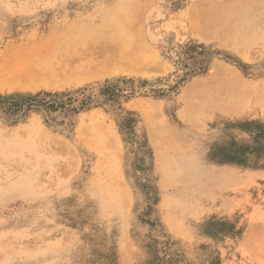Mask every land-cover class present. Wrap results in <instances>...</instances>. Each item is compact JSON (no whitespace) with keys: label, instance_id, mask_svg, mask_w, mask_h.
<instances>
[{"label":"rangeland","instance_id":"1","mask_svg":"<svg viewBox=\"0 0 264 264\" xmlns=\"http://www.w3.org/2000/svg\"><path fill=\"white\" fill-rule=\"evenodd\" d=\"M24 50L55 72L0 81V102L90 103L0 106V264H144L164 242L171 264H264V167L208 157L264 125L263 0H0V64Z\"/></svg>","mask_w":264,"mask_h":264},{"label":"trees","instance_id":"2","mask_svg":"<svg viewBox=\"0 0 264 264\" xmlns=\"http://www.w3.org/2000/svg\"><path fill=\"white\" fill-rule=\"evenodd\" d=\"M107 93L112 92V88L109 87L106 90ZM75 92H64L55 95H45L44 97H51L56 101H46V99H40L41 95L30 97H18L7 96L0 102L1 108L5 111V115L11 116L16 113L29 112L33 108H47V109H66L68 111L77 112L84 110L90 103V98L86 97L83 92H79V95L83 96V99L79 101L80 107H74L72 103L76 102L73 95H77ZM65 98L69 103H57V100ZM54 104H51V103ZM229 128L246 133L249 137L247 144L239 143L236 139L231 138L225 141L223 144L217 145L212 148L209 153V160L221 164H238L251 166L253 164L264 167V125L254 122L247 123H234L229 124ZM258 162V163H256ZM172 244L164 242L163 255L158 256L153 254L157 252L152 246L149 248L152 252L146 255L144 264H171L172 261Z\"/></svg>","mask_w":264,"mask_h":264},{"label":"bare ground","instance_id":"3","mask_svg":"<svg viewBox=\"0 0 264 264\" xmlns=\"http://www.w3.org/2000/svg\"><path fill=\"white\" fill-rule=\"evenodd\" d=\"M240 1H241V0H240ZM251 1H252V0H251ZM263 1H264V0H263ZM231 2H232V1H231ZM233 2H234V1H233ZM236 3H237V0H236ZM243 3H244V2H243ZM255 3H256V2H255ZM227 4H228V3H227ZM232 4H233V3H232ZM232 4H231V6H234V5H232ZM238 4H239V3H238ZM244 4H245V3H244ZM247 4H248V3H247ZM249 4H250V3H249ZM252 4H253V3H252ZM239 5H240V4H239ZM131 6H133V5H131ZM223 6H224V5H223ZM243 6H244V5H243ZM225 7H226V6H225ZM126 8H128V7H126ZM223 8H224V7H223ZM223 8H222V9H223ZM242 8H243V7H242ZM244 8H245V7H244ZM204 9H205V8H204ZM124 10H126V9H124ZM231 10H232V8H231ZM243 10H244V9H243ZM129 11H130V10H129ZM129 11H128V12H129ZM231 12H232V11H231ZM237 12H238V11H237ZM123 13H125V12H123ZM214 13H215V12H214ZM232 13H233V12H232ZM239 13H240V9H239ZM128 14H129V13H128ZM128 14H127V15H128ZM209 14H210V13H209ZM127 15L123 16V18H124V17H125V18H126V17L131 18V16L129 17V16H127ZM229 15H230V14H229ZM229 15H228V16H229ZM121 18H122V14H121ZM123 18L121 19L122 21H121V20H120V21L123 22V23H125L124 20H123ZM125 18H124V19H125ZM128 18H126L125 21H126ZM133 18H134V17H133ZM228 18H229V17H228ZM231 19H232V18H231ZM243 19H244V18H243ZM238 20H239V19H238ZM244 20H245V19H244ZM225 21H226V20H225ZM240 21H241V19L239 20V22H240ZM246 21H247V20H246ZM246 21H245V22H246ZM121 22H119V20H118V22H116L117 24H118V23L121 24L120 31H121V30L124 31V29H126L127 31H129V30H128V27L126 26V25H128V24H127L128 21H126V23L124 24L125 26H124L123 23H121ZM129 22H133V20L130 21V19H129ZM129 22H128V23H129ZM243 22H244V21H243ZM133 23H134V22H133ZM246 23H247V22H246ZM218 24H219V22H218ZM221 24H222V23H221ZM223 24H224V26H225V24L228 25L227 22H226V23L223 22ZM244 24H245V23H244ZM129 25H131V24H129ZM216 25H217V24H216ZM219 25H220V24H219ZM219 25H218V26H219ZM239 25H240V24H239ZM242 25H243V24H242ZM102 26H103V25H102ZM135 26H136V25H134L133 27H135ZM218 26H216L215 28H218ZM224 26L222 25V27H221V26H220V27L223 28ZM228 26H229V25H228ZM228 26H227V27H228ZM122 27H123V28H122ZM130 27H131V26H130ZM239 27H240V26H239ZM115 28H116V27H115ZM115 28H114V29H115ZM225 28H226V27H225ZM79 29H80V28H79ZM103 29H104V28H103ZM116 29H117V28H116ZM132 29H133V28H132ZM207 29H209V28H207ZM219 29H220V28H219ZM223 29H224V28H223ZM226 29H227V28H226ZM229 29H230V27H229ZM236 29H237V28H236ZM201 30H202V29H201ZM212 30H214V29H212ZM82 31L84 32L83 29H82ZM93 31H95V30L93 29ZM99 31H101V30L98 29V32H99ZM103 31H104V30H103ZM120 31H119V32H120ZM123 31H122V33L124 34ZM203 31H206V30H203ZM214 31H215V30H214ZM214 31H213V32H214ZM219 31H220V30H219ZM219 31L217 30L216 32H219ZM227 31H228V30H227ZM79 32H80V31H79ZM91 32H92V31H90V33H91ZM96 32H97V29H96ZM96 32H92V33H96ZM98 32H97V33H98ZM129 32H130V31H129ZM129 32H126L125 34H127V35L129 36ZM208 32H209V31H208ZM221 32H222V31H221ZM75 33H76V32H75ZM84 33H85V32H84ZM86 33H87V32H86ZM90 33H88V34H86V35H87V36H88V35L90 36ZM100 33H102V32H100ZM122 33H121V34H122ZM214 33H215V32H214ZM226 33H227V32H226ZM233 33H234V32H233ZM80 34H81V32H80ZM125 34H124L125 37H123V38H124L123 41H125V39L127 38V36H126ZM130 34H131V32H130ZM132 34H133V33H132ZM134 34H135V33H134ZM201 34H202V33H201ZM222 34H223V33H222ZM224 34H225V32H224ZM75 35H76V34H75ZM86 35L83 34V36L85 37V39H86L87 42H88V40H89L90 38H89V37H86ZM93 35H94V34H93ZM95 35H96V34H95ZM202 35H203V34H202ZM61 36H62V35H61ZM61 36H60V37H61ZM67 36H68V34H67ZM117 36H118V35H117ZM117 36H116V35L114 36V37H116V41H117ZM130 36H131V35H130ZM130 36H129V37H130ZM207 36H208V35H206V37H207ZM239 36H240V35H239ZM69 37H70V36H69ZM74 37H75V36H74ZM114 37H113V40H115ZM119 37H120V35H119ZM119 37H118V39H120ZM129 37H128V38H129ZM241 37H242V36H241ZM55 38H56V37H55ZM64 38H65V37H64ZM64 38H63V39H64ZM217 38H218V37H217ZM217 38H216V39H217ZM242 38H243V37H242ZM60 39H61V38H60ZM67 39H68V38H67ZM76 39H77V37H76ZM133 39H134V38H133ZM133 39L130 38L131 41H129V42H131V44H129V42L127 43V41H128L129 39L126 41V43L128 44L127 46H131V48L133 47V45H132V44H133L132 42L134 41ZM212 39H214V38H212ZM228 39H229V38H228ZM61 40H62V39H61ZM80 40H81V39H80ZM92 40H94V37H93ZM110 40H111V39H110ZM59 41H60V40H59ZM65 41H66V39H65ZM121 41H122V40H120V42H121ZM123 41H122V42H123ZM66 42H68V41H66ZM79 42H80V41H79ZM112 42H113V41H112ZM114 42H115V41H114ZM135 42H136V41H135ZM60 43H61V42H60ZM116 43H119V42H115V45H116ZM87 44H89V43H87ZM119 44H120V43H119ZM119 44H117V45H119ZM123 44H125V43H123ZM138 44H139V43H138ZM138 44L136 43V45H134V46L137 47ZM77 45H78V44H77ZM113 45H114V43H113ZM115 45H114V46H115ZM117 45H116V46H117ZM119 46H120V45H119ZM122 46H124V45H122ZM107 47H108V46H107ZM120 47H121V46H120ZM120 47H119V48H120ZM19 48H20V47H19ZM54 48H55V47H54ZM112 48H113V47H112ZM119 48H118V51H115V50H116V47H114V49H112V50H114L115 53H116V52H119L120 50H122V48H124V47H121L120 50H119ZM131 48H130V50H131ZM139 48H140V47H139ZM139 48H137V49H139ZM143 48H145V47H143ZM143 48H142V49H143ZM15 49H17V48H15ZM22 49H23V48H22ZM30 49H31V48H29V50H30ZM45 49H47V48H45ZM50 49H51V48H50ZM133 49H135L134 51L137 50V49L134 48V47L132 48V50H133ZM54 50H55V49H54ZM130 50H129V51H130ZM132 50H131L130 52L128 51L129 54H133V53L136 54V53H138V51H139L140 49L137 50L136 52H134V51H132ZM11 51H12V50H11ZM21 51H22V50H21ZM24 51H25V50H24ZM109 51H110V49L107 50V52H109ZM124 51H125V48H124ZM124 51H123V52H124ZM142 51H143V50H142ZM142 51L140 50V51H139L140 54H139V53H138V54L141 55ZM22 52H23V51H22ZM25 52H26V51H25ZM25 52H24V54H22V55H21V53H20V57H19L18 55H17L18 57L15 55L16 60H12V59L10 58L12 61L9 59V60H10L9 62H11V63H8V62L5 63L6 65H8V67H7L6 65L3 66V65L0 64V65H1L0 68L3 66V68L7 67V69L9 70V71H8V74H6L7 77H4L3 79L0 78V79H1L0 81L4 80L3 83L1 82V83H2L1 85H2V86H5V85H6V86L9 88V86H10L11 84H14V83L18 84V83L21 81L20 79H23V78H26V77H27L28 79L34 80V81L37 83V85H38V82H40V81H46V82H47V81H50V80H51L50 78L53 76V74H54L55 71L53 70V68H52V69H50V68H46L45 65H46V63L49 62L48 60L45 59V58L47 57V55H46V56L44 57V59H43L44 61H47V62H44L43 60L41 61V58H42L41 55L43 54V52H42V54H41V53H37V50H36V52H35V50L32 51V52H29V51H27L26 53H25ZM107 52H106V54H107ZM128 52H126V53L128 54ZM45 53H46V52H45ZM14 54H15V53H14ZM39 54H40V56H39ZM46 54H47V53H46ZM111 54H112V53H111ZM111 54H108V55H111ZM113 54H114V53H113ZM120 54L123 55V53H120ZM138 54H137V55H138ZM142 54H143V53H142ZM144 54H145V53H144ZM144 54H143V55H144ZM11 55H12V54H11ZM43 55H44V54H43ZM125 55H126V54H125ZM133 55H134V54H133ZM139 55H138V56H139ZM146 55H147V52H146V54L144 55L145 58H146ZM149 55H150V54H149ZM147 56H148V55H147ZM13 57H14V55H13ZM13 57H12V58H13ZM40 57H41V58H40ZM111 57H112V56H111ZM130 57H131V55H130ZM130 57H129V58H130ZM132 57H133V56H132ZM148 57H149V56H148ZM148 57H147V58H148ZM150 57L152 58V56H150ZM150 57H149V60L151 61V58H150ZM5 58H6V57H5ZM48 58H49V57H48ZM50 58H51V57H50ZM125 58H128L127 55L125 56ZM138 58H139V57H137V59H138ZM52 59L54 60V56H53V55H52ZM105 59H107V58H105ZM108 59H109V58H108ZM118 59H119V60H120V59L123 60V58H120L119 56H118ZM113 60H114V59H113ZM119 60H118V62H127V61H128V60H127V61H124V60H123V61H119ZM130 60H131V59H129V63L132 64V62H131ZM134 60H135V59H134ZM134 60H133V61H134ZM142 60H144V62H145V59H143V57H142ZM142 60H141V61H142ZM116 61H117V60H116ZM138 61H139V60H136V61L133 62V63H136V64H137ZM146 61H147V60H146ZM4 62H5V61H4ZM104 62L106 63V61H104ZM107 62H108V61H107ZM142 62H143V61H142ZM108 63H112V62H108ZM3 64H4V63H3ZM49 64H50V63H49ZM138 64H139V62H138ZM105 65H108V64L106 63ZM105 65H103V66H105ZM132 65H133V64H132ZM141 65H142V63H141ZM51 67H52V66H51ZM137 67H138V66H137ZM1 72H2V71H1ZM1 72H0V73H1ZM35 72H36V73H35ZM39 72H40V73H39ZM226 72H227V71H226ZM73 73H74V75L77 74V73H75L74 71H73ZM221 73H222V72H221ZM230 73H231V72H230ZM230 73H228V74H230ZM38 74H39V75H38ZM71 74H72V73H71ZM0 75H3V73H1ZM232 75H233V74H232ZM31 76H32V77H31ZM68 76H69V74H68ZM95 76H96V75H95ZM95 76H94V77H95ZM65 77H66V75H65ZM232 77H233V76H232ZM27 78H26V79H27ZM54 78L57 79V74L54 76ZM54 78H53V79H54ZM48 79H50V80H48ZM56 79H55V80H56ZM234 79H235V78H234ZM238 79H239V78H237V81H238ZM240 79H241V78H240ZM19 80H20V81H19ZM55 80H54V81H55ZM226 80H227V79H226ZM230 80H231V79H230ZM228 81H229V80H228ZM234 81H235V80H234ZM234 81L232 82L233 84H235ZM241 81H242V82H241ZM235 82H236V81H235ZM239 82L243 83L244 81L241 79ZM212 83H213V81H212ZM237 83H238V82H237ZM230 84H231V83H230ZM199 85H200V84H197L196 86H199ZM227 85H228V83H227ZM239 85H240V84H239ZM241 85H245V84H241ZM200 86H201V85H200ZM230 86L232 87L233 85H230ZM230 86H229V88H230ZM10 87H11V86H10ZM234 87L236 88V86H233L232 89H234ZM238 87H240V86H238ZM194 88H195V86H194ZM242 88H243V87H242ZM3 89H5V87H4ZM246 89H247V88H246ZM240 90H241V89H240ZM247 90H248V89H247ZM247 90H244L242 93H245V94H246V93H247ZM241 91H242V90H241ZM95 125H96V124H95ZM95 128H97V127L95 126ZM94 131H96V130H94ZM98 132H100V131L98 130ZM98 132L96 131L95 133L98 134ZM96 144H97V143H96ZM96 144H94V146H95ZM100 144H101V142H100ZM100 144H99V145H96L95 147H96L97 149L99 148L100 152H102V151L104 152L106 148L103 147L104 145L102 146V144H101V145H100ZM94 146H93V147H94ZM101 146H102V147H101ZM100 147H101L102 149H101ZM105 147H107V146L105 145ZM103 149H104V150H103ZM107 149H108V148H107ZM107 149H106V150H107ZM101 150H102V151H101ZM105 152H106V151H105ZM164 154H165V153H164ZM169 172H170V171H169ZM172 173H173V172H172ZM173 174H174V173H173ZM108 177H109V176H108ZM110 177H111V176H110ZM114 197H115V196H114Z\"/></svg>","mask_w":264,"mask_h":264}]
</instances>
